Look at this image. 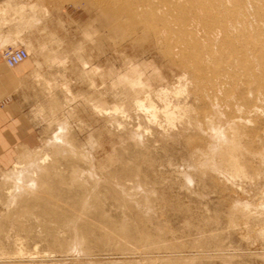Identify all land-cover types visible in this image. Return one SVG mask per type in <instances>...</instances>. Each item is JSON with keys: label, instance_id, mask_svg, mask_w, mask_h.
<instances>
[{"label": "rangeland", "instance_id": "1", "mask_svg": "<svg viewBox=\"0 0 264 264\" xmlns=\"http://www.w3.org/2000/svg\"><path fill=\"white\" fill-rule=\"evenodd\" d=\"M126 1L0 5L37 137L0 166V264H264V0Z\"/></svg>", "mask_w": 264, "mask_h": 264}, {"label": "crops", "instance_id": "2", "mask_svg": "<svg viewBox=\"0 0 264 264\" xmlns=\"http://www.w3.org/2000/svg\"><path fill=\"white\" fill-rule=\"evenodd\" d=\"M9 0H0V5ZM9 26H0V166L10 167L17 160L21 147H31L36 141V125L25 110L18 88L33 72L30 60L10 68L4 62L1 51L12 39ZM11 46V45H8ZM7 46V47H8Z\"/></svg>", "mask_w": 264, "mask_h": 264}, {"label": "bare ground", "instance_id": "3", "mask_svg": "<svg viewBox=\"0 0 264 264\" xmlns=\"http://www.w3.org/2000/svg\"><path fill=\"white\" fill-rule=\"evenodd\" d=\"M118 1H119V4H121V5H127V4H128V2H127L126 0H118ZM152 1H153V0H152ZM158 1H168V0H158ZM172 1H174V0H172ZM205 1H206V0H205ZM205 1H204V2H205ZM212 1L214 2V0H212ZM224 1H226V0H224ZM224 1H223V2H224ZM227 1H228V0H227ZM240 1H242V0H240ZM257 1H258V0H257ZM134 2H135V1H134ZM153 2H154V1H153ZM170 2H171V1H170ZM179 2H180V1H179ZM192 2H193V1H192ZM206 2H207V1H206ZM215 2H216V1H215ZM223 2H221L220 4H222ZM228 2H229V1H228ZM232 2H233V1H232ZM248 2H249V1H248ZM252 2H256V1H252ZM252 2H249V3H252ZM260 2H261V1H260ZM194 3H195V1H194ZM218 3H219V2H218ZM241 3H242V2H240L239 5H240ZM119 4H118V5H119ZM156 4H157V3H156ZM220 4H219V6H220ZM258 4H259V3H258ZM115 5H116V4H115ZM149 5H150V4H149ZM192 5H193V4H192ZM223 5H227V3H224ZM228 5H229V3H228ZM244 5H245V4H244ZM116 6H117V5H116ZM206 6H207V5H206ZM212 6L214 7V5H212ZM229 6H230V5H229ZM231 6H232V5H231ZM119 7H120V5H119ZM125 7H127V6H125ZM227 7H228V6H227ZM237 7H238V6H237ZM247 7H248V6H247ZM192 8H193V7H192ZM215 8H216V7H215ZM220 8H221V7H220ZM230 8H231V7H230ZM235 8H236V7H235ZM254 8H256V7H254ZM119 9H120V8H118V10H119ZM149 9H150V8H149ZM194 9H195V8H194ZM194 9H193V10H194ZM212 9H213V8H212ZM218 9H219V8H218ZM238 9H239V8H236V10H238ZM244 9H245V8H244ZM120 10H121V9H120ZM120 10H119V11H120ZM193 10H191V11H193ZM200 10H201V9H200ZM207 10H208V8H207ZM219 10H220V9H219ZM219 10H218V11H219ZM242 10H243V8L240 9V11H242ZM249 10H250V9H249ZM194 11H195V10H194ZM203 11H206V10L203 9ZM213 11H214V10H213ZM216 11H217V9H216ZM229 11H230V10H229ZM238 11H239V10H238ZM247 11H248V10H247ZM120 12H121V11H120ZM120 12H119V13H120ZM126 12H127V10H126ZM126 12L124 11V13H126ZM225 12H226V11H225ZM225 12H223V13H225ZM243 12H244V10H243ZM245 12H246V11H245ZM122 13H123V12H122ZM124 13H123V14H124ZM129 13H130V12H129ZM146 13H147V12H146ZM154 13H155V12H154ZM158 13H159V12H158ZM158 13H157V14H158ZM187 13H188V12H187ZM192 13H193V12H192ZM217 13H218V12H216V15H218L220 12H219L218 14H217ZM230 13H231V12H230ZM147 14H150V12L147 13ZM155 14H156V13H155ZM194 14H196V13L194 12ZM200 14H201V13H200ZM202 14H203V13H202ZM209 14H210V13H209ZM213 14H214V13H213ZM221 14H222V13H221ZM231 14H233V15H234V18H235V14H234V13H231ZM231 14H229V15L231 16ZM245 14H246V13H245ZM247 14H248V12H247ZM247 14H246V15H247ZM126 15H127V13H126ZM159 15H160V14H159ZM203 15H204V14H203ZM210 15H211V14H210ZM216 15H215V16H216ZM130 16H131V15L129 14V17H130ZM212 16H213V15H212ZM218 16H219V15H218ZM230 16H229V17H230ZM236 16H237V14H236ZM240 16H242V15H240ZM240 16H239V17H240ZM157 17H158V16H157ZM205 17H206V16H205ZM207 17H208V16H207ZM207 17H206V18H207ZM210 17H211V16H210ZM243 17H244V16H243ZM145 18H147V15H146ZM200 18H201V17H200ZM227 18H228V16H227ZM240 18H241V17H240ZM142 19H143V18H142ZM202 19H203V18H202ZM202 19H200V20H202ZM207 19L209 20L210 18L208 17ZM214 19H215V18H214ZM214 19H213V21H214ZM235 19H236V18H235ZM238 19H239V18H238ZM238 19H237V20H238ZM243 19L245 20V18H243ZM143 20H144V19H143ZM143 20H142V21H143ZM194 20H195V19H194ZM215 20L217 21L218 19H215ZM219 20H220V19H219ZM230 20H231V19H230ZM232 20H234V19H232ZM240 20H241V19H240ZM250 20H251V19H250ZM250 20H249V21H250ZM147 21H148V20H147ZM156 21H158V20H156ZM191 21H192V20H191ZM198 21H199V20H198ZM228 21H229V20H228ZM228 21H226V22L228 23ZM241 21H242L243 23H245L243 20H241ZM241 21H240V23H241ZM245 21H246V20H245ZM247 21H248V20H247ZM253 21H254V20H253ZM253 21H252V22H253ZM256 21H257V20H256ZM187 22H188V21H187ZM192 22H193V21H192ZM195 22H196V21H195ZM195 22H194V23H195ZM201 22H202V21H201ZM203 22H205V21H203ZM217 22L219 23V21H217ZM223 22H224V20H223ZM229 22H230V21H229ZM234 22L236 23V20H234ZM260 22H261V20H260ZM149 23H150V21H149ZM196 23H197V22H196ZM206 23H207V21H206ZM210 23H211V22H210ZM218 23H217V25H219ZM240 23H239V24H240ZM246 23H247V22H246ZM246 23L244 24L245 26H246ZM249 23H250V22H249ZM262 23H263V22H262ZM207 24H208V23H207ZM212 24H213V23H212ZM214 24H215V23H214ZM214 24H213V26H214ZM220 24H222V21L220 22ZM224 24H225V23H224ZM239 24H238V26H240ZM256 24L258 25V23H255V25H256ZM259 24H261V23H259ZM229 25H232V24L230 23ZM233 25H234V24H233ZM250 25H251V24H250ZM250 25H249V26H250ZM186 26H187V25H186ZM197 26H199V25L197 24ZM203 26H204V25H203ZM208 26H209V25H208ZM219 26H221V25H219ZM222 26H223V24H222ZM225 26L227 27V25H225ZM247 26H248V23H247ZM247 26H246V27H247ZM253 26H254V25H253ZM253 26H252V28L255 27V26H254V27H253ZM258 26H259V25H258ZM260 26H261V25H260ZM188 27H189V26H188ZM188 27H187V28H188ZM190 27H191V25H190ZM199 27H200V26H199ZM229 27H230V26H229ZM233 27H234V26H233ZM246 27H245V28H246ZM261 27H262V26H261ZM193 28H194V27H193ZM208 28H209V27H208ZM250 28H251V27H250ZM191 29H192V28H191ZM204 29H205V27H204ZM215 29H216V28H215ZM215 29H214V30H215ZM229 29H231V27H230ZM262 29H263V27H262ZM210 30H211V29H210ZM210 30H209V31H210ZM217 30H218V29H217ZM249 30H250V29H249ZM204 31H205V30H204ZM215 31H216V30H215ZM224 31H225V30H224ZM224 31H223V32H224ZM231 31L233 32V29H231ZM243 31H245V29H243ZM247 31H248V29H247ZM210 32H211V31H210ZM221 32H222V29H221ZM223 32H222V33H223ZM235 32H236V30H235ZM235 32H233V33H235ZM251 32H252V31H251ZM258 32H259V31H258ZM258 32H257V33H258ZM263 32H264V31H263ZM211 33H212V32H211ZM211 33H209V35H210ZM237 33H238V31H237ZM245 33H246V31H245ZM245 33H244V35H245ZM248 33H249V31H248ZM226 34H228V33H226ZM231 34H232V33H231ZM246 34H247V33H246ZM249 34H250V33H249ZM216 35H217L218 38L220 37V33H218V34L216 33ZM244 35H242V36H244ZM258 35H259V33H258ZM205 36H206V35H205ZM222 36H224V35H222ZM246 36H247V35H246ZM260 36H263V35L261 34ZM231 37L233 38L234 35L231 36ZM186 38H187V35H186L185 39H186ZM192 38H193V37H192ZM208 38H209V37H208ZM212 38H214V37H212ZM221 38H223V37H221ZM224 38H225V37H224ZM240 38H241V37H240ZM240 38H239V40H240ZM243 38H244V37H243ZM187 39H188V38H187ZM194 39H195V38H194ZM194 39H193V40H194ZM206 39H207V38H206ZM261 39H262V38H261ZM188 40H189V39H188ZM221 40H222V39H221ZM226 40L228 41L229 39H226ZM226 40H224V41H226ZM239 40H237V41H239ZM199 41H200V40H199ZM212 41H213V40H212ZM216 41H217V43L219 42L217 39L215 40V42H216ZM227 41H226V42H227ZM232 41H233V39H232ZM193 42H194V41H193ZM207 42H208V41H207ZM221 42H223V41H221ZM229 42H231V40H229ZM233 42H235V40H234ZM261 42H262V41H261ZM188 43H189V42H188ZM194 43H196V42H194ZM224 43H225V42H224ZM224 43H223V44H224ZM231 43H232V42H231ZM240 43H241V42H240ZM262 43H263V42H262ZM262 43H260L261 45H259L260 47H258V49H259L258 51H259L260 55L264 58V46H263L264 43H263V44H262ZM201 44H202V42H201ZM213 44H214V43H213ZM187 45H188V44H187ZM204 45H205V44H204ZM225 45H226V43H225ZM234 45H235V44H234ZM236 45H238V42H237ZM189 46H190V44H189ZM214 46H217V45L214 44ZM214 46H213V47H214ZM226 46H227V45H226ZM248 46H249V45H248ZM217 47H218V46H217ZM227 47H228V46H227ZM231 47H232V46H231ZM235 47H236V46H235ZM237 47H238V46H237ZM193 48H194V47H193ZM233 48H234V46H233ZM233 48H232V49H233ZM190 49H191V48H190ZM228 49H229V47H228ZM230 49H231V48H230ZM236 49H237V48H236ZM251 49H252V48H251ZM186 50H187V49H186ZM195 50H196V49H195ZM195 50H194V51H195ZM213 50H214V49H213ZM191 51H192V50H191ZM236 51H237V50H236ZM239 51H240V49H239ZM245 51H246V50H245ZM247 51H248V50H247ZM202 52H203V50H202ZM204 52H205V49H204ZM231 52H234V50L231 51ZM255 52H256V51H255ZM213 53H214V52H213ZM224 53H225V52H224ZM244 53H245V52H244ZM247 53H248V52H247ZM206 54H208V53H206ZM256 54H257V53H256ZM222 55H223V54H222ZM246 55H247V54H246ZM248 55H249V54H248ZM251 55H252V54H251ZM251 55H250V57H251ZM184 56H185V58L187 57L186 55H184ZM208 56H209V55H208ZM208 56H207V57H208ZM212 56H213V55H212ZM215 56H216V55H214V57H215ZM219 56H220V55H219ZM211 58H212V57H211ZM251 58H252V57H251ZM28 59H29V58H28ZM28 59H27V60H28ZM207 59L209 60V58H207ZM207 59H206V60H207ZM224 59H226V58H224ZM253 59H254V58H253ZM261 59H262V58H261ZM261 59H260V60H261ZM208 60H207V61H208ZM230 60H231V59H230ZM249 60H250V59H249ZM207 61H206V62H207ZM235 61H238V60L235 59ZM235 61H234V62H235ZM257 61H259V60H257ZM187 62H188V61H187ZM207 63H208V62H207ZM241 63H242V62H241ZM255 63H256V62H255ZM209 64H210V63H209ZM211 64H212V63H211ZM211 64H210V66L212 67ZM257 64H258V63H257ZM261 64H262V63H261ZM232 65H233V63H232ZM235 65H236V62H235ZM252 65H253V64H252ZM256 66H257V65H256ZM201 67H202V66H201ZM201 67H200V68H201ZM247 67H248V66H246V69H247ZM252 67H253V66H252ZM258 67H259V64H258ZM225 69H226V68H225ZM257 69H259V71H261L260 68H257ZM251 70H252V69H251ZM224 71H225V70H224ZM245 72L248 73V71H245ZM255 72H256V71H255ZM255 72H253V73H255ZM261 72H262V71H261ZM250 73L252 74V72H250ZM259 73H260V72H259ZM262 73H263V72H262ZM251 74H250V75H251ZM235 75H236V74H235ZM244 75H245V74H244ZM258 75H260V74H258ZM230 76H231V75H230ZM247 76H248V75H246L245 77H247ZM252 76H253V75H252ZM262 76H263V75H262ZM262 76H261V77H262ZM243 77H244V76H243ZM243 77H242V78H243ZM256 77H257V76H256ZM231 78H232V77H231ZM233 78H234V77H233ZM235 78H236V77H235ZM235 78H234V79H235ZM237 78H238V77H237ZM242 78H241V79H242ZM262 78H264V77H262ZM262 78H261V79H262ZM241 79H239V80H241ZM257 79H258V78H257ZM228 80H229V79H228ZM236 80H237V79H236ZM232 81H233V80H232ZM261 82H262V80H261ZM261 82H260V84H261ZM243 83H244V82H243ZM253 83H254V81H253ZM256 83H258V82L256 81ZM256 83H255V84H256ZM248 85H249V84H248ZM246 87H247V85H246ZM263 87H264V86H263ZM244 88H245V87H244ZM242 89H243V88H242ZM247 89H248V88H247ZM254 89H256V88H254ZM251 90L254 92V90H253L252 88H251ZM259 90H260V89H259ZM262 90H264V88H261V90H260L259 92H261ZM252 91H251V92H252ZM262 92H263V91H262ZM262 92H261V93H262ZM241 93H242V92H241ZM261 93H260V94H261ZM241 95H243V94H241ZM241 95H240V96H241ZM246 95H247V94H246ZM246 95H245V97H246ZM245 97H244V98H245ZM247 98H248V97H247ZM141 102H142V101H141ZM141 102H140V104H141ZM142 103H143V102H142ZM140 104H139V105H140ZM142 106H143V105H142ZM142 106H141V107H142ZM254 107H255V106H254ZM253 109H255V108H253ZM253 109H252V110H253ZM237 110H238V109H237ZM256 110H257V109H256ZM256 110H255V112H256ZM258 111H259V110H257V112H258ZM257 112H256V113H257ZM239 121L241 122V120H239ZM242 121H243V120H242ZM235 129H236V128H235ZM238 129H239V128H238ZM240 133H241V131H240ZM58 135H59V134H58ZM231 136H232V135H231ZM220 137H221V136H220ZM221 138H222V139L224 138V139L222 140ZM221 138H220L221 141L219 140V141L221 142V145L218 146L217 148H215V149L213 150V152H212L213 155H214V154H219V156H217V157H220L221 162H225V163H226V165L229 167V169H230V173H231L232 175H236V174H238V173H240V172H243V173H244V171H243V167H242L243 165H242V162H241V160H240V155H239V153H240V151H241V145H240V141H239V139H241V137H238L237 135H234V136H232V137H227V136H224V135H223ZM58 142H59V140H58ZM63 143H64V142H63ZM23 157H24V155H23V154H20V156H19V161L22 162ZM41 160H42V159H41ZM21 162H18V163H17V166H19V168H20L21 165H22V168H21L19 171H13V174H12V175H15L14 178H15V177H18V178H19V176L25 175V176H28L27 179H30V176H31L32 174H34V173H30V170H27L26 168H24V167H23V164H22ZM39 162H40V160H39ZM41 162H42V161H41ZM219 162H220V161H219ZM25 164H26V163H25ZM25 164H24V166H25ZM32 165H33V164H32ZM15 166H16V165H15ZM17 166H16V167H17ZM30 166H31V165H30ZM30 166H29V167H30ZM25 167H26V166H25ZM29 167H28V168H29ZM32 167H33V166H32ZM215 168H216V167H215ZM15 170H16V169H15ZM33 170H34V169H33ZM11 173H12V172H11ZM231 174H230V175H231ZM239 175H240V174H239ZM25 176H24V177H25ZM33 176H35V175H33ZM22 177H23V176H22ZM24 177H23L22 179H24ZM11 178H12V176H11ZM19 180H20V179H19ZM25 181H26V180H25ZM17 183H18V182H17ZM33 183H34V181H32V179H30L29 182H28V184H33ZM21 184H22V183H21ZM21 184H19V185H21ZM23 184H26V183H23ZM34 184H35V183H34ZM29 186H30V185H29ZM31 186H33V185H31ZM25 188H26V187H25Z\"/></svg>", "mask_w": 264, "mask_h": 264}, {"label": "built area", "instance_id": "4", "mask_svg": "<svg viewBox=\"0 0 264 264\" xmlns=\"http://www.w3.org/2000/svg\"><path fill=\"white\" fill-rule=\"evenodd\" d=\"M30 57L25 46H11L2 52V58L8 67L12 68Z\"/></svg>", "mask_w": 264, "mask_h": 264}]
</instances>
